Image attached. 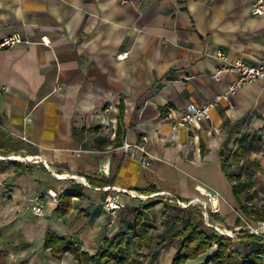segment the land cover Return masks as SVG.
<instances>
[{"label":"crops","instance_id":"1","mask_svg":"<svg viewBox=\"0 0 264 264\" xmlns=\"http://www.w3.org/2000/svg\"><path fill=\"white\" fill-rule=\"evenodd\" d=\"M251 4L0 0V38L18 33L25 39L0 51V147L6 148L0 152V264H37L42 255L51 260L45 264H65L67 256H74L56 262L44 248L48 230L78 240L94 255L104 237L118 234L106 232L115 225L104 209L111 188L147 196L171 193L192 204L216 192L218 219L207 218L226 229L235 252H249L250 243L237 238L244 226L232 212L231 206L239 207L221 151L229 156L243 136L248 138L245 159L256 166L242 179L257 196L255 209L263 206L264 80L240 87L232 107L220 103L211 121L190 129L173 130L172 125L189 103L202 104L227 90L232 75L214 78L222 65L217 49L229 62L251 64L264 55V16H254ZM106 108L111 112L105 114ZM104 120H112L115 138L102 132ZM124 143L140 148L129 153ZM10 153L43 165L7 160L3 154ZM148 189L152 192L141 194ZM48 191L81 196L72 198L65 214L56 213L58 203L52 204L51 220L33 216L31 201ZM123 196L125 209L124 198L130 196ZM202 202L217 206L210 199ZM146 207L144 217L158 216L157 230L137 232H154L158 245L169 243L155 249L150 261L172 264L181 246V239L173 238L175 224L162 221L164 203ZM117 222L124 226L126 221ZM137 252L139 259L134 258L140 261L144 255ZM214 253L187 264H204Z\"/></svg>","mask_w":264,"mask_h":264},{"label":"trees","instance_id":"2","mask_svg":"<svg viewBox=\"0 0 264 264\" xmlns=\"http://www.w3.org/2000/svg\"><path fill=\"white\" fill-rule=\"evenodd\" d=\"M237 126L238 124L232 128ZM241 142L242 144L236 152L229 156L226 154L222 156V163L229 181L233 182V194L238 203L240 214L250 222L264 223V205L255 209L254 200L257 196L250 194L249 189L246 188L248 184L242 179L243 172L256 165L245 159L249 150L248 138L243 136ZM3 150L6 148L0 147V152H4ZM3 156H7V154H3ZM7 162L19 164L18 162ZM233 165H236L235 170L230 173L229 170L232 169ZM90 183L94 184L95 181L90 179ZM107 183L111 182L108 181ZM145 192L152 191L148 189L141 191V194ZM75 196L81 195L75 191H68L62 195L55 210L56 213H67L71 208V200ZM160 203L163 201H153L146 208L151 210ZM187 211L190 214L183 229L173 236V238L181 239V246L175 254L172 264H187L190 260H196L202 255L210 254L213 249H215V253L210 255L204 264H264V235L257 236L250 234L247 229L242 230L237 238L247 241L251 245L249 252L242 256L241 253L233 250V238L221 234L213 227L205 224L202 211L193 206H189ZM210 217L218 219L214 212H210ZM164 218L174 224L180 222L179 218L172 217L167 211ZM144 219V215L138 213L135 223L128 225L127 229L120 231L114 237H104L102 245L94 255L86 252L78 240L60 236L52 230H48L46 233L44 248L50 250L51 257L56 262H62L67 254H71L78 264H140L136 258L128 256L126 249L131 242L129 232H133L134 236L139 238V249L145 246V242L152 240L147 233L142 236L137 232L139 228H145ZM238 219L243 226H246L240 217Z\"/></svg>","mask_w":264,"mask_h":264},{"label":"built area","instance_id":"3","mask_svg":"<svg viewBox=\"0 0 264 264\" xmlns=\"http://www.w3.org/2000/svg\"><path fill=\"white\" fill-rule=\"evenodd\" d=\"M251 12L254 16H264V0H252L251 4ZM25 39L22 35L15 33L6 37L0 38V51L4 49H10L14 46L24 42ZM216 57L221 61L222 65L219 69H217L214 74V78L216 80H220L221 76L226 73L233 76L232 81L229 83L228 88L225 92L218 94L215 96L213 100L206 101L202 104L189 103L185 109L181 111V116L178 121L173 123L172 129L177 130L179 128H194L197 127L201 122L211 121L212 120V111L222 102H226L229 107H232V97L236 93V91L247 84H252L259 79L264 80V55L258 61L254 63H246L242 59H237L234 62H229L228 57L222 49H217L215 52ZM111 112L110 108H106L104 110L105 114ZM112 120L111 121H102L101 122V130L103 133L109 134L111 137H116V132L112 128ZM23 140L26 142H30L27 136H23ZM123 148L129 152L133 153L136 148H140L138 145H132L129 143H124ZM143 149V148H141ZM7 160H10L8 157H5ZM23 160H28V158H24ZM13 161V160H11ZM37 162H41L37 160ZM109 195L106 197L104 202V209L111 216L115 217L118 210L123 207V199L122 195L127 194L134 198L141 199H151V198H163L164 200H168L170 202L176 201L180 206L188 207L190 204L186 202L180 201L177 197H175L171 193H154L151 195H138L136 193H132L131 191H126L124 189L111 188L109 190ZM49 195L51 198H56L58 195L56 192L49 191ZM207 197L212 200V202H217L218 194L215 192L214 194H207ZM218 205V202H217ZM217 207V206H215ZM30 209L35 215L41 216L44 214V203L40 197H37L33 203L31 204ZM207 214V213H206ZM239 217L244 221L245 227L243 230L247 229L250 234L263 236L264 235V227H257L255 222L248 221L245 217H243L239 212Z\"/></svg>","mask_w":264,"mask_h":264},{"label":"rangeland","instance_id":"4","mask_svg":"<svg viewBox=\"0 0 264 264\" xmlns=\"http://www.w3.org/2000/svg\"><path fill=\"white\" fill-rule=\"evenodd\" d=\"M18 157L20 160H13V161H20V162H23L27 165H35V166H40V165H43V163L41 162H37V159H32V160H23L24 157H21L20 158V153H10L8 154L6 157H9L10 159L12 157ZM45 165V164H44ZM206 194V193H205ZM218 194V193H217ZM57 197L56 198H51V196L49 195V191L45 194H42L40 195L42 200H43V203H44V214L41 215V216H38V215H35L31 209L28 208V211H30L32 213L33 216H36V217H45V218H49L51 220V216H47V211H49V209L51 210V207H52V204H55V203H58L59 202V199L61 198L60 194L57 193ZM125 195V194H123ZM121 196V197H124V196ZM38 196V197H40ZM130 196V195H129ZM175 196V195H174ZM207 196V194H206ZM219 196V194H218ZM176 197V196H175ZM37 197H35L32 201H31V204L33 203V201L36 199ZM123 199V198H122ZM125 199V203H126V208L124 209L123 207L117 211L116 213V216L113 217V220H115V225L114 226H109L107 227V231H110L109 233H119L120 231H123L125 229H127L128 225L130 224H134L135 223V219H136V215L138 213H144L143 212V209L144 207H146L147 205H149L150 203H152L153 201H156V200H161L163 201L164 205H165V209L166 211L174 218H179L180 219V222L176 223L174 228H175V232H178L180 230L183 229V226H184V223L187 221L188 219V216L190 214V212L187 211L188 207L189 206H193L197 209H199L200 211H202L203 215H204V219H205V224L207 226H210V227H213L214 229H216L217 231H219L220 233L224 234L225 233H228L226 232V229H224V227L220 226L219 224H216V223H213L212 221H210V219L207 218V216H210V212H218L219 209H220V205H217V207L213 206L212 204H209L207 206L203 205L201 202L202 201H205L207 199H209L207 197V199H202V198H199V201H196L194 202L193 204L189 205L188 207H183V206H180L176 201H168V200H164L163 198H151V199H139V198H134V197H128V198H124ZM219 203V200L217 201ZM123 203V201H122ZM187 204H190L187 203ZM49 208V209H48ZM232 212L236 213L237 217H239V210L237 208H235L234 206L232 207ZM120 211V212H119ZM165 211V212H166ZM188 212V213H187ZM107 213V212H106ZM207 213V214H206ZM50 214V212H49ZM165 214V213H164ZM157 215L155 213H153L151 216H145V219H146V222L143 224L145 226V228H149V230H153V231H156L157 230V227H156V220H157ZM164 217V215H163ZM115 218V219H114ZM119 219H123L124 221V226H119L118 225V220ZM167 219L164 218V220L162 221H166ZM170 221V220H168ZM209 221V222H208ZM114 223V221H113ZM245 227V226H244ZM243 227V229H244ZM144 233H146V230H143ZM143 231L140 229V232H142V236L145 235L143 233ZM223 231V232H222ZM150 233H151V236H150ZM154 232H151V231H148L147 234L149 235V237L152 239V240H148L147 242H145V246L141 249H139L141 251V253H143L144 257H142L139 261V263L141 264H152V262L150 261L151 260V255L154 254L153 251L157 248H159V246H161V250L162 248H168V245L169 243H166L164 244L165 240H163L162 243H159V240L156 241L154 239V237H152ZM129 235H130V238H131V242L129 243V245L127 246V249H126V252L128 254V256H130V258H134L136 257L137 259H139L137 257V255H140V254H137V250H138V243H139V238H136V236H134V233L133 232H129ZM141 236V237H142ZM159 248V249H160ZM150 255V256H149ZM47 256V254H46ZM46 261H50L51 260L49 259V257L47 256L45 258V256L42 255L41 257V260L39 262H37V264H45ZM65 264H77L74 260V257L72 256H67L65 258Z\"/></svg>","mask_w":264,"mask_h":264},{"label":"bare ground","instance_id":"5","mask_svg":"<svg viewBox=\"0 0 264 264\" xmlns=\"http://www.w3.org/2000/svg\"><path fill=\"white\" fill-rule=\"evenodd\" d=\"M9 158V157H8ZM10 159V158H9ZM20 160L18 157L14 156L12 157L10 160ZM203 205H205L206 203L205 202H202ZM223 232V231H222ZM224 233V232H223ZM226 234V233H225Z\"/></svg>","mask_w":264,"mask_h":264},{"label":"water","instance_id":"6","mask_svg":"<svg viewBox=\"0 0 264 264\" xmlns=\"http://www.w3.org/2000/svg\"><path fill=\"white\" fill-rule=\"evenodd\" d=\"M221 155H224V150L221 151Z\"/></svg>","mask_w":264,"mask_h":264}]
</instances>
